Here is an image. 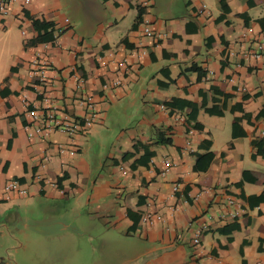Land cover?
<instances>
[{
    "label": "crops",
    "instance_id": "0c3cea01",
    "mask_svg": "<svg viewBox=\"0 0 264 264\" xmlns=\"http://www.w3.org/2000/svg\"><path fill=\"white\" fill-rule=\"evenodd\" d=\"M8 9L0 264H264V57H248L264 39V0H14ZM34 23L49 24L52 39L35 42ZM86 105L90 129L28 137L29 111L37 124L79 122ZM159 135L169 144H155ZM8 181L21 193H2ZM146 209L159 217L151 226Z\"/></svg>",
    "mask_w": 264,
    "mask_h": 264
},
{
    "label": "built area",
    "instance_id": "2783aa9c",
    "mask_svg": "<svg viewBox=\"0 0 264 264\" xmlns=\"http://www.w3.org/2000/svg\"><path fill=\"white\" fill-rule=\"evenodd\" d=\"M21 5H27L29 4L32 0H20ZM14 0H0V16H5L8 12V7L12 5ZM140 26H141V32L142 35L148 39H151L153 34L151 31V26L146 20H141L140 21ZM145 50H139L137 52L136 56L138 59H140L142 56L145 55ZM248 57L251 59H260L264 57V39L262 37L258 38L255 43L254 47L250 50L248 53ZM86 108L89 109L87 112L86 116L81 120V121H58L54 118L51 117V115H47L45 121H43L42 124H37L38 122V117L36 116V113L33 111L28 112V116L32 120L33 123H36L33 125L32 129L30 132H28V137L31 138L33 135H40V136H46L48 133L51 131H57L66 134L69 138H72L79 130V128L84 131L90 129L92 125H94V114L92 113V107L89 105H86ZM176 121H182L183 119L178 117L175 118ZM192 133V129L188 128L187 134L190 135ZM186 145L189 144V140L186 141ZM62 150L60 149V152ZM74 154V151L70 150L68 151V155L72 156ZM171 168V164L168 161H164L162 163V169L159 173L160 176H164L165 174L168 173L169 169ZM2 193L8 194V193H21L19 191L17 184L14 181H8L3 185L2 188ZM230 205V203H228ZM159 217L152 213L149 209H146L143 212V219L144 223L147 226H151L154 224V222L158 219ZM201 231L198 230L196 231L192 237L190 238V244L191 246H197L199 243V236H200Z\"/></svg>",
    "mask_w": 264,
    "mask_h": 264
},
{
    "label": "trees",
    "instance_id": "16d2710c",
    "mask_svg": "<svg viewBox=\"0 0 264 264\" xmlns=\"http://www.w3.org/2000/svg\"><path fill=\"white\" fill-rule=\"evenodd\" d=\"M218 3L220 6H224V0H218ZM225 12V10H224ZM138 16H137V23H140L141 21V16H142V10L139 9L138 10ZM33 29L36 31L37 33V37L35 39V42L37 43H41V42H47L50 41L52 39V35H51V29H50V25L47 23H34L33 24ZM50 29V30H49ZM208 113H213V111H207ZM220 114V113H217ZM155 144H164L167 145L169 144V139L160 137V135L157 138V141L155 142ZM150 155V153H147V157ZM143 162V161H142Z\"/></svg>",
    "mask_w": 264,
    "mask_h": 264
},
{
    "label": "rangeland",
    "instance_id": "374dc122",
    "mask_svg": "<svg viewBox=\"0 0 264 264\" xmlns=\"http://www.w3.org/2000/svg\"><path fill=\"white\" fill-rule=\"evenodd\" d=\"M92 257H90V259H91Z\"/></svg>",
    "mask_w": 264,
    "mask_h": 264
}]
</instances>
